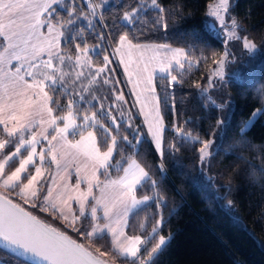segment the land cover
I'll use <instances>...</instances> for the list:
<instances>
[{
    "label": "trees",
    "instance_id": "1",
    "mask_svg": "<svg viewBox=\"0 0 264 264\" xmlns=\"http://www.w3.org/2000/svg\"><path fill=\"white\" fill-rule=\"evenodd\" d=\"M212 1L110 0L99 7L96 0H63L51 13L62 30L64 54L96 47L91 60L95 66L102 65L121 37L184 52L180 68L154 78L164 124L160 154L135 113L130 127L120 122L115 128L106 115L98 114L95 125L86 127L92 128L100 150L116 142L99 180L119 174L131 159L147 174L134 193L149 200L125 225L128 235L146 244L140 259L165 240L146 264H264V0H234L227 16L236 38L228 42L206 27ZM243 39L255 50L243 49ZM48 93L53 115L60 117L68 110L70 95L59 86L48 87ZM84 106L72 109L78 125ZM1 136L9 140L1 152H9L15 139L2 129ZM211 139L214 144L201 160L200 148ZM44 184L45 179L39 194ZM24 207L95 254H109L110 260L99 255L108 262L137 264L114 254L108 237L89 238L86 217L69 225L36 201ZM0 264L28 263L0 249Z\"/></svg>",
    "mask_w": 264,
    "mask_h": 264
},
{
    "label": "crops",
    "instance_id": "2",
    "mask_svg": "<svg viewBox=\"0 0 264 264\" xmlns=\"http://www.w3.org/2000/svg\"><path fill=\"white\" fill-rule=\"evenodd\" d=\"M62 1L0 0V129L10 138L32 131L37 143L47 139L51 155H46L47 174L41 179H45L44 189L41 194L38 189L31 205L36 201L69 225L86 217L90 221L86 231L89 238L106 236L114 254L132 257L143 241L128 235L125 225L129 215L144 206L137 208L139 203L133 204L143 198L134 192L146 178L134 186L118 182L117 177L99 180L110 163L106 167L96 155L76 143L92 130L63 133L57 129L49 81L32 79L24 73L32 69L52 72L56 60L64 67L70 57L61 48V27L51 18L53 8ZM115 48L127 82L134 89V106L142 127L159 154L164 124L154 78L180 68L184 52L163 44H135L125 37L119 38ZM96 146L103 151L97 141ZM115 232L122 244H115Z\"/></svg>",
    "mask_w": 264,
    "mask_h": 264
},
{
    "label": "rangeland",
    "instance_id": "3",
    "mask_svg": "<svg viewBox=\"0 0 264 264\" xmlns=\"http://www.w3.org/2000/svg\"><path fill=\"white\" fill-rule=\"evenodd\" d=\"M96 1L99 7H101L107 5L110 0ZM233 2L234 0H213L207 8L208 19L206 21V27L210 31L215 32L217 36L225 42L236 38L231 27V22L227 16V11ZM93 8L96 12L97 7L93 5ZM241 45L243 49L248 51L255 50V46L250 40L243 39ZM98 50V48L91 46L85 47L83 50H78L76 54L70 57L68 55L69 58L64 67H61L56 60L52 72H47L42 69L24 71L29 78L48 80L51 86H59L69 93L70 102L68 110L60 117L55 118L57 123L58 120L62 121L61 124H57V129L61 130L63 133L86 130L89 123L95 125V123H93L94 119L97 118L95 114L99 116L106 115L109 124L115 128L119 127L120 122L130 127L131 116L134 113L139 119L132 96V90L134 89L130 86L131 82H127L124 69L115 52L116 48H110V54L104 57L102 65L95 66L91 60L94 59L93 53H97ZM223 62L224 56L218 63L220 68L216 69V74L221 70ZM82 105H85L83 108L80 107L83 109L81 112L83 123L81 122V124L78 125L75 113L72 109L73 107ZM258 112L259 109L254 112L246 125L255 118ZM139 122L143 129L140 119ZM97 126H99V124H97ZM89 129L92 130V128ZM106 132H108L107 129ZM144 134L149 140V136L145 131ZM108 136H111L109 132ZM14 139L13 148L9 150V152L2 153L1 150L5 149V145H8L7 143H9V140L2 136L0 137V194L19 198L20 201H18V204L24 207V205H31L32 200L37 196L38 189L40 190L41 185H43L44 180L41 181V179L43 175L47 174L49 161L46 155L50 156L51 152L49 153V151H47L49 148V145L47 147V139L44 143H37L32 131L19 133ZM76 143L96 155L106 167L111 163L110 161L114 153L113 144L116 142H109L107 148L103 151H99L96 146L95 134L93 131H88L87 134ZM213 144V139H211L202 145L200 148L201 160L207 156ZM38 148H40L39 151ZM14 159L16 160L15 167L7 171V166ZM121 172L122 173L116 174L115 176L105 175L104 179L107 180L111 179V177H117L118 182L128 186H134L142 182L147 176L141 165L134 159L129 160ZM23 176H26V178L22 179ZM10 189L14 191L11 193L8 192ZM148 200V198L143 197L140 200H134L133 205L139 203L137 205L138 208L145 205ZM114 238H116L115 244H122V239H119L120 236L117 232L114 233ZM163 242H165V240L160 239L158 246L151 252L149 251L146 258L158 251ZM145 247L146 244L144 242L141 243L137 250V254L132 257H129V255L128 258H130L131 261L136 260L137 264H146V258H139L140 252H143ZM99 255L109 258L108 260L111 258L107 253H99ZM113 258L114 256H112V259Z\"/></svg>",
    "mask_w": 264,
    "mask_h": 264
},
{
    "label": "water",
    "instance_id": "4",
    "mask_svg": "<svg viewBox=\"0 0 264 264\" xmlns=\"http://www.w3.org/2000/svg\"><path fill=\"white\" fill-rule=\"evenodd\" d=\"M0 249L28 264H112L1 194Z\"/></svg>",
    "mask_w": 264,
    "mask_h": 264
}]
</instances>
